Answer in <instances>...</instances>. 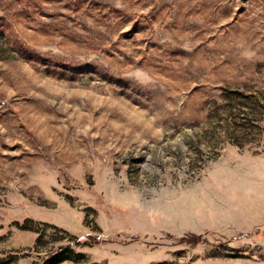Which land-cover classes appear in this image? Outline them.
I'll use <instances>...</instances> for the list:
<instances>
[{
    "label": "rangeland",
    "instance_id": "1",
    "mask_svg": "<svg viewBox=\"0 0 264 264\" xmlns=\"http://www.w3.org/2000/svg\"><path fill=\"white\" fill-rule=\"evenodd\" d=\"M58 253L264 264V0H0V264Z\"/></svg>",
    "mask_w": 264,
    "mask_h": 264
},
{
    "label": "trees",
    "instance_id": "2",
    "mask_svg": "<svg viewBox=\"0 0 264 264\" xmlns=\"http://www.w3.org/2000/svg\"><path fill=\"white\" fill-rule=\"evenodd\" d=\"M65 260L66 258L63 256V253H58V254L51 256L50 260L47 261V264H60L64 262Z\"/></svg>",
    "mask_w": 264,
    "mask_h": 264
}]
</instances>
